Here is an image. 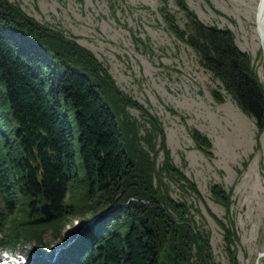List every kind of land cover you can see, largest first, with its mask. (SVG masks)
Wrapping results in <instances>:
<instances>
[{
	"label": "trees",
	"instance_id": "trees-1",
	"mask_svg": "<svg viewBox=\"0 0 264 264\" xmlns=\"http://www.w3.org/2000/svg\"><path fill=\"white\" fill-rule=\"evenodd\" d=\"M161 1L167 29L219 81L214 99L223 101L222 87L254 119L258 136L264 84L251 55L232 30L204 23L185 0H174L183 27ZM188 131L212 157L209 138ZM172 188L202 197L173 163L159 117L121 90L76 36L0 0V250L41 245L77 219L87 229L59 264H222L205 220ZM209 193L225 209L227 222L208 213L222 231L226 264H239L230 191L212 183ZM45 202L52 217L40 211Z\"/></svg>",
	"mask_w": 264,
	"mask_h": 264
},
{
	"label": "rangeland",
	"instance_id": "rangeland-1",
	"mask_svg": "<svg viewBox=\"0 0 264 264\" xmlns=\"http://www.w3.org/2000/svg\"><path fill=\"white\" fill-rule=\"evenodd\" d=\"M38 21L76 36L107 67L117 86L155 113L165 131L173 163L199 189L182 193L190 211L210 233L216 261L226 264L222 231L208 213L227 222L225 209L210 198L209 186L220 183L230 191L229 216L238 236L239 264H264V130L257 136L254 119L244 113L222 87L223 101L212 96L220 86L198 62L195 52L167 29L159 13L161 0H11ZM260 1V0H259ZM258 0H185L204 23L226 27L237 46L247 51L264 84V56L258 50L254 10ZM166 8L183 27L185 13L174 0ZM130 113L139 119L137 110ZM194 127L211 144L212 157L195 146ZM158 162L162 158L159 152ZM172 187V186H171ZM78 220L59 236L47 233L41 245L19 244L15 249L32 259L64 245L78 230ZM31 243V244H30Z\"/></svg>",
	"mask_w": 264,
	"mask_h": 264
},
{
	"label": "bare ground",
	"instance_id": "bare-ground-1",
	"mask_svg": "<svg viewBox=\"0 0 264 264\" xmlns=\"http://www.w3.org/2000/svg\"><path fill=\"white\" fill-rule=\"evenodd\" d=\"M254 22H255L254 30L256 32V36L253 35V37L255 38V40H257L258 47H259L258 50H260L264 56V0L259 1V3L255 7ZM68 260H70V258Z\"/></svg>",
	"mask_w": 264,
	"mask_h": 264
},
{
	"label": "water",
	"instance_id": "water-1",
	"mask_svg": "<svg viewBox=\"0 0 264 264\" xmlns=\"http://www.w3.org/2000/svg\"><path fill=\"white\" fill-rule=\"evenodd\" d=\"M260 1H262V0H260ZM40 211L42 214H44L45 216H48V217H51L53 215V212L49 208L48 203H43V205L40 207ZM85 227H86V225L79 226L77 232L71 237V239L69 241H67V243L60 246V249L63 251L67 250L68 247L70 246L71 242L79 236L80 232H82L85 229Z\"/></svg>",
	"mask_w": 264,
	"mask_h": 264
}]
</instances>
